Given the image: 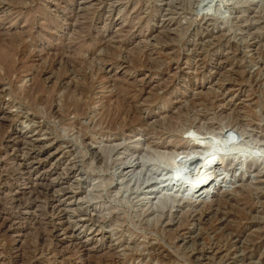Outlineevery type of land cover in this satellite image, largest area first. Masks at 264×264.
<instances>
[{"label":"rangeland","instance_id":"obj_1","mask_svg":"<svg viewBox=\"0 0 264 264\" xmlns=\"http://www.w3.org/2000/svg\"><path fill=\"white\" fill-rule=\"evenodd\" d=\"M12 41L0 264H264V0H0Z\"/></svg>","mask_w":264,"mask_h":264},{"label":"bare ground","instance_id":"obj_2","mask_svg":"<svg viewBox=\"0 0 264 264\" xmlns=\"http://www.w3.org/2000/svg\"><path fill=\"white\" fill-rule=\"evenodd\" d=\"M3 40V39H2ZM14 43H15V41H12L11 42V44H10V47H6L5 45H2V44H0V65H4V67H6V71L8 72V73H10L11 72V69H12V67H11V64H10V62H11V60H12V58H13V56H15L16 54H17V51H18V45L16 44V45H14ZM40 89V84H39V82L38 81H36V83H35V85H34V89H33V92L34 91H37V90H39ZM202 176V175H201ZM206 176H205V179H204V181H202V182H200V185H202V186H204V188L206 187V186H208L209 185V183H211L212 182V180H210V178H208V180L206 181ZM206 181V182H205ZM197 184H198V182H197ZM195 187V186H194ZM196 188V187H195ZM199 188V187H198ZM197 188V189H198ZM193 190V189H192ZM202 189H200L199 190V192L201 191ZM199 192H198V194H199ZM115 221H113V220H110V223H114ZM109 258H111V257H109ZM112 259V258H111ZM114 259V258H113ZM111 261V260H110ZM109 261V262H110ZM116 261H114V263H115ZM121 263V262H120ZM119 264V263H118Z\"/></svg>","mask_w":264,"mask_h":264}]
</instances>
